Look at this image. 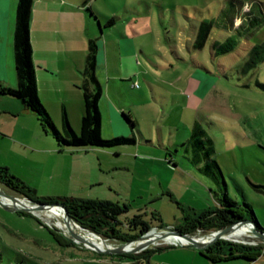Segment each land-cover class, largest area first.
Listing matches in <instances>:
<instances>
[{
  "label": "rangeland",
  "instance_id": "obj_1",
  "mask_svg": "<svg viewBox=\"0 0 264 264\" xmlns=\"http://www.w3.org/2000/svg\"><path fill=\"white\" fill-rule=\"evenodd\" d=\"M241 1L246 3L247 9L253 7L254 12L259 11L263 20L252 23L246 18V24L241 21L242 25L239 23L233 27L231 19L234 17V0H98L104 10H110V2L119 8L130 5L142 13L141 16L134 13L131 16L143 20L148 14L147 18L152 20L154 32L147 36L152 52L151 61L148 60L151 70L146 80L142 74L139 83L148 87L151 96L158 100L155 101L160 110L155 117L157 121H152L153 126L143 123L144 132L148 135L146 139L154 142L142 140L138 154L134 151L135 146H121L122 154L115 162L128 170H115L114 175L121 182L119 190L122 198L127 195L129 197L127 200L113 201L131 204L132 209L122 216L124 220L143 213L144 218L154 225L148 233L149 237L155 235L152 231L162 230L161 224L176 229L175 226L185 221V216H194L195 212L208 208L216 209L220 205L218 198L225 191L240 204L248 202L264 228V189L255 186L264 185V90L257 85V82L264 83V61L248 69L249 52L256 44L264 45V0ZM149 7L153 8L151 13ZM118 13L122 17L126 15L124 11ZM205 18L214 23L206 46L196 50L189 43L187 47L185 39L193 31V24ZM168 38L176 39L178 56L171 51ZM229 38L236 42L235 48L213 59V44H224ZM195 61H201L211 71L197 67ZM193 75L194 78L189 80ZM195 119L205 131V137L212 140L219 183L185 155L182 143L189 138ZM15 121L8 114L0 115L1 127L6 130V133L0 130L1 157L7 153L15 160L19 155L27 156L29 162L41 170L44 167L43 171H47L50 165H60L59 152L51 154L42 150L36 154L16 146L10 140ZM159 127L163 129V140L160 138ZM162 142L170 149V155L175 157V165L157 161V158L164 160L165 157ZM170 142L179 145L171 146ZM40 146L43 149L47 145L42 143ZM60 155L59 159L62 157ZM133 156L138 157L137 162ZM4 166H10L13 174L19 173L21 168V165L15 163ZM24 166L30 167L28 164ZM0 187L17 195L5 186ZM154 214L160 219L155 218ZM48 216L55 217L56 214L49 211ZM58 219V222H65L60 216ZM54 224L55 218L41 213L24 215L0 206L2 264H167L178 259L175 257L178 254L176 249H194L161 241L146 248L154 249L146 256L131 261L117 254H102L76 243L62 245L51 231L66 236L68 228ZM78 230L74 229L76 233L86 234L105 246L106 243L120 245L118 241L98 233H90L81 228ZM215 230H198L195 235L202 238V235ZM238 230L247 231L242 227ZM220 239L250 245L264 244L263 240L250 232L239 239ZM161 245L173 246L157 249ZM195 249L198 254L187 255L190 260L198 257L204 259L205 263H213L206 253L202 254L204 249ZM218 262L216 264H264V255L256 261L237 258Z\"/></svg>",
  "mask_w": 264,
  "mask_h": 264
},
{
  "label": "crops",
  "instance_id": "obj_2",
  "mask_svg": "<svg viewBox=\"0 0 264 264\" xmlns=\"http://www.w3.org/2000/svg\"><path fill=\"white\" fill-rule=\"evenodd\" d=\"M18 1L0 0V81L10 87H16L18 84L14 51ZM110 6V10H104L99 6L98 0H34L31 40L38 90L40 99L56 126L64 129L63 114L66 112L74 130L79 132L81 129L84 113L83 70L86 66L90 40L96 39L98 44L96 75L103 88L100 99L102 135L106 138L135 136L137 139L135 144L112 148H60L54 137L43 128L38 117L26 108L20 99L0 94V115L8 114L16 120L10 136V140L16 146L36 154L42 150L51 154L59 152L60 165H50L47 171H43L44 167L41 170L33 162H29L27 156L19 155L16 160L10 157L9 153L0 156V165L13 163L21 165L19 173L14 172L15 175L35 188L40 196L127 200L129 195L122 198L119 190L121 182L117 181L114 175L115 170H128L127 167L115 162L122 154L121 146H135L134 151L138 154L142 148V140L154 142L146 139L148 135L144 132L143 123L153 126V122L157 121L155 117L159 115L160 110L155 101L158 100L151 96L148 87L139 83L142 74L146 80L151 70L148 60L151 61L152 52L147 36L154 32L152 20L147 18L148 14L143 20L131 16L133 13L142 15L137 7L128 5L119 8L113 2H110ZM245 6L244 2L241 12L233 15L231 19L233 27L239 25L241 21L242 24H246L245 12L248 10L251 16L260 18L259 11L254 12L253 7L247 9ZM152 10L153 8L149 7L150 13ZM119 11H124L125 17L120 16ZM112 17L115 19L114 24L107 25V19ZM205 19L193 24V31L185 39L187 47L189 43L193 46L199 33V26ZM212 32L213 28L206 44ZM171 39L174 44L173 48L169 47L178 56L176 39ZM211 54L213 59H217L218 56L213 55L212 49ZM195 64L211 71L203 66L201 61H195ZM149 85L152 90L153 87ZM123 112L130 113L137 121L135 128L123 117ZM196 126H201L197 119L191 125V133ZM0 130L6 133L1 124ZM159 132L162 138V127H159ZM42 143L47 145L43 149L40 146ZM162 145L166 151L165 157L164 160L157 158V161L165 165L176 163L175 157L170 155V149L165 147L163 142ZM170 145L179 144L170 142ZM133 157L137 162L138 157ZM27 164L30 167L24 166ZM176 252L179 254L175 255L178 259L167 264H210L205 263L202 258L193 257L190 260L187 257L190 253L197 256L198 251L195 248L183 247L176 249Z\"/></svg>",
  "mask_w": 264,
  "mask_h": 264
},
{
  "label": "trees",
  "instance_id": "obj_3",
  "mask_svg": "<svg viewBox=\"0 0 264 264\" xmlns=\"http://www.w3.org/2000/svg\"><path fill=\"white\" fill-rule=\"evenodd\" d=\"M34 0H19L17 6L16 27L14 32V51L15 64L18 77L16 87H10L0 81V94L10 95L22 101L24 106L31 110L40 120L43 128L52 134L60 148L64 147H102L112 148L120 145L135 144V136H116L113 138H104L102 135V113L100 110V99L103 88L96 75L98 44L96 39H91L89 43L86 66L83 70L84 82V113L81 120V129L79 132L72 127L66 112L63 114L64 129H59L50 113L42 103L38 90V81L36 76V66L33 59V46L31 40V22ZM234 13L241 12L244 2L234 0ZM247 18L253 21H261L262 18L251 16L250 10L245 12ZM115 19H107V25L114 24ZM213 21L203 20L199 26L198 36L193 44L194 49L204 48L210 31L213 28ZM242 25V24H241ZM169 45L173 48V40L167 39ZM236 46L233 38L221 45L214 43L212 46L213 55L218 56L232 51ZM248 69L257 66L259 62L264 61V45H255L249 52ZM257 85L264 90V83L257 82ZM123 117L135 128L137 121L133 119L130 113L123 112ZM185 155L200 170L210 173L219 183L217 170V161L213 158L214 147L211 138L205 137V131L201 126H196L187 141L183 142ZM0 185L12 190L17 195L26 196L39 203H63L69 210L71 217L81 227L90 229L103 237L116 240L124 244L134 240L149 232L154 225L144 218L143 213L133 215L126 220L122 216L128 213L132 208L129 203L113 202L105 199H83L72 196H40L37 190L28 185L21 178L13 174L8 166L0 165ZM263 188L264 185H255ZM219 206L216 209L208 208L195 212L194 216L186 217L185 221L175 226L176 230L182 233L195 234L198 230L208 231L212 229H221L237 221L252 219L256 221L258 227L264 228L259 223L257 216L248 202L240 204L234 200L228 192H224L218 198ZM61 213L68 212L62 206H53ZM20 214L31 215L32 213L23 210ZM154 217L157 219V216ZM40 220V219H39ZM41 221V220H40ZM161 221V220H160ZM164 227L163 224L160 225ZM247 226V227H246ZM245 228L252 227L251 223H245ZM54 228V227H53ZM56 229V228H54ZM55 238L62 245L74 244L63 234L51 231ZM88 232V231H87ZM173 245H161L157 249L171 247ZM154 249H146L140 253L117 254L127 260L137 261L146 256ZM206 253V254H205ZM104 254V253H102ZM202 254L207 255L212 261L232 260L243 258L248 261H255L264 255V244H244L228 240L218 239L212 245L202 250Z\"/></svg>",
  "mask_w": 264,
  "mask_h": 264
},
{
  "label": "water",
  "instance_id": "obj_4",
  "mask_svg": "<svg viewBox=\"0 0 264 264\" xmlns=\"http://www.w3.org/2000/svg\"><path fill=\"white\" fill-rule=\"evenodd\" d=\"M0 194L3 195V197L11 200V203H7L5 201H3L2 199H0V206L10 210V211H26V212H30L33 214H38L39 212H42L44 210L49 209L50 207L53 206H62L64 208L67 209V216H66V223L69 226L68 231L69 234H66V236L69 238V240L73 243L79 244L80 246L84 247V248H88V249H92L95 250L99 253H105V254H123V253H138L140 251L145 250L146 248L154 245V244H159L161 243V241H164L168 236H170L171 234L173 235H178L181 237L186 238L189 243L186 244H178V243H171L174 245H182V246H188V247H193V248H198V249H205L206 247L212 245L213 243H215L218 239L220 238H225L224 234L226 232H228L229 230H232L238 226H244L245 223H251L252 224V228H249L250 233H252L253 236L263 240L264 242V230L260 229L258 227V224L256 223V221L252 220V219H246V220H241V221H237L229 226H226L224 228L215 230L213 232H210L206 235H212L215 234V236L213 237V239L205 244L202 241L197 240V236L195 234H190V233H182L176 229H173L172 227H162L161 231H158V233L160 234V236L156 239V241H147V243H143V245H137V246H133L132 248H128L129 245L135 243L138 240H144L147 236L148 233H145L144 235L131 240L129 242H126L124 244H120V245H113V244H107L106 248H99L94 246L93 242L87 240L85 237L81 236L80 234L76 233L75 231H73L70 227V221L73 220V218L71 217V214L68 210V208L60 202L57 203H39L36 201H33L31 198L26 197V196H18V195H14V194H10L8 192H6L5 190H3L0 187ZM25 200H28V202H26ZM83 229L90 231L94 234H97L96 232L89 230L85 227H82ZM99 235V234H97ZM203 235V236H206ZM145 244V245H144Z\"/></svg>",
  "mask_w": 264,
  "mask_h": 264
},
{
  "label": "bare ground",
  "instance_id": "obj_5",
  "mask_svg": "<svg viewBox=\"0 0 264 264\" xmlns=\"http://www.w3.org/2000/svg\"><path fill=\"white\" fill-rule=\"evenodd\" d=\"M0 199H2L3 201H5V202H7V203H11V200H9V199H7V198H5V197H3V195L2 194H0ZM26 202H28V200H25ZM49 211H51V212H53L54 214H56V216L55 217H50V216H48V212ZM39 213H41V215H44V216H46V217H49V218H55V224L54 225H57V226H60V227H62V228H65V229H67L69 226L67 225V223H66V216H67V212H65V213H61V212H59V211H57L54 207H50L49 209H47V210H44V211H42V212H39ZM58 216H60L61 218H63L64 219V221L65 222H58L59 221V219H58ZM245 226V225H244ZM244 226H238V227H236V228H234V229H232V230H229L228 232H226L225 234H224V236H225V238H229V239H239L241 236H244V235H249V229H247V228H245ZM70 227H71V229H73V231H74V229H79V228H81V229H83L81 226H79L74 220H72V221H70ZM244 228V229H246L247 231H241V230H238L239 228ZM247 227V226H246ZM249 228H252V227H249ZM69 229V228H68ZM83 230H85V229H83ZM239 232H238V231ZM79 231H81V230H78V232ZM85 231H87V230H85ZM82 232V231H81ZM88 232H90V231H88ZM151 232V231H150ZM152 232H154V234L155 235H151L150 237L149 236H147L144 240H138V241H136L135 243H133V244H131V245H129L128 246V248H132L133 246L135 247V246H137V245H143V243H147V241H156V239L160 236V234L158 233V231H152ZM241 232V233H240ZM66 233V232H65ZM91 233V232H90ZM66 234H69V233H66ZM78 234H80L81 236H83V237H85L86 239H88V240H92V242L94 243L93 245L94 246H96V247H99V248H106L107 246H105L101 241H99V240H97V239H94V238H91L90 236H88V235H86V234H83V233H78ZM196 236H199V235H196ZM215 236V234H212V235H206V236H203L202 235V238H196L197 240H199V241H202L203 243H205V244H207V243H209L212 239H213V237ZM232 237V238H231ZM248 238V237H247ZM93 240H96V242L97 243H95V241H93ZM174 241V242H173ZM164 242H166V243H178V244H186V243H189V241L186 239V238H184V237H181V236H178V235H173V234H171L170 236H168L165 240H164ZM99 243V244H98ZM145 245V244H144Z\"/></svg>",
  "mask_w": 264,
  "mask_h": 264
}]
</instances>
